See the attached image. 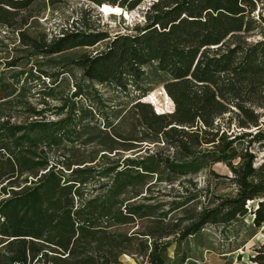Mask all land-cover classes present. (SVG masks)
I'll list each match as a JSON object with an SVG mask.
<instances>
[{"label": "trees", "instance_id": "16d2710c", "mask_svg": "<svg viewBox=\"0 0 264 264\" xmlns=\"http://www.w3.org/2000/svg\"><path fill=\"white\" fill-rule=\"evenodd\" d=\"M35 1L0 0V24L25 26L20 16ZM83 1L132 12L144 0ZM260 6L264 0H157L145 25L129 34L77 28L51 40L21 35L35 54L51 56L110 39L104 51L73 65L88 80L125 92L150 66L165 78L163 93L174 110L163 113L155 95L137 101L134 114L99 131L91 152L82 146L89 141L76 144L82 134L74 120L19 125L0 119V250L8 264H123V256L139 264H196L178 251L171 259L168 250L207 225L232 234L251 216L255 230L264 227V161L258 163L256 148H264L258 112L264 109V32L248 41L264 23L262 13L259 20L254 15ZM90 14L84 11L81 20ZM129 117L147 137L130 139L120 131ZM143 143H163L174 156L145 155ZM202 144L207 150H199ZM131 153L136 156L126 157ZM215 164L230 170L233 198L205 206L200 191H176L180 178ZM252 202L256 207L248 206ZM254 252L251 263L264 264V243Z\"/></svg>", "mask_w": 264, "mask_h": 264}, {"label": "rangeland", "instance_id": "374dc122", "mask_svg": "<svg viewBox=\"0 0 264 264\" xmlns=\"http://www.w3.org/2000/svg\"><path fill=\"white\" fill-rule=\"evenodd\" d=\"M157 0H144L134 11L124 10L122 16L106 15L96 5L83 0H56L54 4L50 0H36L26 12L20 16V20H27L25 26L20 24L15 28H7L0 24V119L11 117L13 124L57 123L66 120H74L78 131L81 132L82 145L87 152L95 148L99 141V131L106 130L108 124H116L124 114H134L133 105L137 101L145 102L151 95L157 98V104L163 113L173 111L171 100L163 93L164 81L161 75L153 74L150 66L146 67V74L138 81L128 82L126 92L113 84H99L84 77L82 69L73 65L86 54H95L104 51L110 39L102 41L93 47H72L60 54L42 55L35 54L33 49L23 44L22 34L30 38L41 39L46 37L51 40L62 37L66 31L87 30L88 33L104 32L114 37L118 34L132 33L136 26H144V17ZM257 8L255 19L259 20V14L264 18V7ZM84 11H91L85 20H81ZM76 21L78 25L75 27ZM81 21V22H79ZM257 29L251 33L248 41L255 42L264 32V23L259 22ZM145 96V97H144ZM140 99V100H138ZM148 103V102H146ZM150 104V103H149ZM152 104L153 110L157 106ZM35 112H41L43 118L34 117ZM264 114V109L258 110ZM262 120H264V115ZM134 119L128 118L120 128L128 138L135 136L145 138L148 132L143 131L142 126L135 131ZM143 132L141 137L140 133ZM237 131L236 129H232ZM236 135V133H234ZM92 140V141H91ZM74 144L67 143L65 146L72 147ZM143 149L148 153L159 152L165 157L172 158L174 149L143 143ZM258 163L264 161V148L256 145ZM83 149V150H84ZM207 150V145L202 144L199 149ZM135 153L126 157L134 158ZM232 174L224 164H215L210 168L203 167L196 174H189L180 178L176 185V191L182 193V188L189 189L188 194L200 191L201 200L205 206L217 204L216 198H233L237 188L231 181ZM190 182V183H189ZM164 187V186H162ZM183 194L186 195L184 192ZM182 194V195H183ZM205 197V198H203ZM167 200L172 198L165 197ZM257 203H249L250 208L256 207ZM239 233L236 238L231 237ZM231 238V239H230ZM264 243V227L255 230L252 226V217L246 218L244 223H239L232 230V234L225 232L224 227L207 225L202 232L190 237L180 246L174 243L168 250L171 259L175 254L185 253L192 258L189 263L202 264L207 258V264H220L226 258L232 264H253L250 258L255 255V248ZM5 252L0 250V264H8L4 259ZM222 255V256H221ZM123 264H139L129 256L121 258Z\"/></svg>", "mask_w": 264, "mask_h": 264}, {"label": "bare ground", "instance_id": "6f19581e", "mask_svg": "<svg viewBox=\"0 0 264 264\" xmlns=\"http://www.w3.org/2000/svg\"><path fill=\"white\" fill-rule=\"evenodd\" d=\"M100 8V7H99ZM101 12L106 14V15H117V16H122L124 14V9L121 7H116V8H110V9H102L100 8Z\"/></svg>", "mask_w": 264, "mask_h": 264}, {"label": "crops", "instance_id": "0c3cea01", "mask_svg": "<svg viewBox=\"0 0 264 264\" xmlns=\"http://www.w3.org/2000/svg\"><path fill=\"white\" fill-rule=\"evenodd\" d=\"M222 256V255H221ZM192 261V259H190ZM122 261V260H121ZM123 263V262H122ZM225 262H223V260L221 261L220 264H224ZM202 264H207V258H205V261L202 262Z\"/></svg>", "mask_w": 264, "mask_h": 264}, {"label": "built area", "instance_id": "2783aa9c", "mask_svg": "<svg viewBox=\"0 0 264 264\" xmlns=\"http://www.w3.org/2000/svg\"><path fill=\"white\" fill-rule=\"evenodd\" d=\"M173 108H174V106H173ZM174 110V109H173ZM157 113H159V112H157Z\"/></svg>", "mask_w": 264, "mask_h": 264}]
</instances>
